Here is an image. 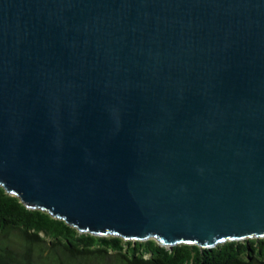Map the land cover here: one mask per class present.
Here are the masks:
<instances>
[{
    "label": "water",
    "instance_id": "water-1",
    "mask_svg": "<svg viewBox=\"0 0 264 264\" xmlns=\"http://www.w3.org/2000/svg\"><path fill=\"white\" fill-rule=\"evenodd\" d=\"M0 187L96 237L264 238V0H0Z\"/></svg>",
    "mask_w": 264,
    "mask_h": 264
},
{
    "label": "trees",
    "instance_id": "trees-1",
    "mask_svg": "<svg viewBox=\"0 0 264 264\" xmlns=\"http://www.w3.org/2000/svg\"><path fill=\"white\" fill-rule=\"evenodd\" d=\"M0 264H264V238L168 250L152 240L96 237L26 209L0 187Z\"/></svg>",
    "mask_w": 264,
    "mask_h": 264
}]
</instances>
